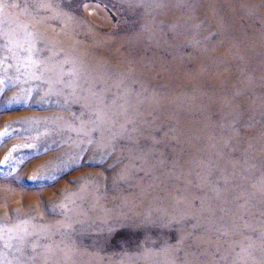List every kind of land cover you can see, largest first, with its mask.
I'll list each match as a JSON object with an SVG mask.
<instances>
[{"label":"rangeland","instance_id":"obj_1","mask_svg":"<svg viewBox=\"0 0 264 264\" xmlns=\"http://www.w3.org/2000/svg\"><path fill=\"white\" fill-rule=\"evenodd\" d=\"M0 7V264H247L245 255H252L257 247L264 250V145L250 168L253 178L239 172L241 180L248 178L246 186L238 179L232 181L235 192L229 199L235 205L216 211L208 202L201 214L195 211L201 207L205 189L189 180L178 162L193 149L181 148L171 121L160 125L162 116L155 110L144 121L149 130L138 125L136 117L135 123L123 124V118L139 106H130L127 115L118 117L123 101L114 103L117 116L109 114L108 118L114 121L115 131H105L111 148L96 147L98 133L77 130L86 121L98 120L97 111L88 108L83 95L77 102H68L71 119L65 123L70 127H26L24 115L36 118L54 112L60 117L63 112L57 107L59 99L45 94L48 82L36 79L52 54H56L54 63L66 61L64 71L69 72L68 60L82 46L91 56L98 53L99 46L89 48L94 44L86 36L89 32L102 37L105 51L118 47L121 28L132 21L118 2L0 0ZM17 17L20 24H30L27 32L13 40L4 30L16 28L11 22ZM121 52L128 55L129 49ZM117 65L123 82L137 90L142 69L133 62ZM30 73H35L33 78ZM124 73L138 75L129 81L123 79ZM106 77L103 73L96 77L93 99L98 101L101 87L107 84L112 91L104 104L109 105L123 91L115 86L120 80L115 72L107 71ZM90 79L88 73L80 77L81 90L86 92L91 86ZM70 80L71 76L65 78V82ZM31 85H39L42 91L22 97L23 88ZM259 112L257 134L264 138V105ZM186 136L181 139L187 140ZM178 172L181 176L175 178ZM215 184L209 182V186ZM218 187L224 189L223 184ZM232 214L231 223L223 222Z\"/></svg>","mask_w":264,"mask_h":264},{"label":"bare ground","instance_id":"obj_2","mask_svg":"<svg viewBox=\"0 0 264 264\" xmlns=\"http://www.w3.org/2000/svg\"><path fill=\"white\" fill-rule=\"evenodd\" d=\"M115 1L123 7L125 15L132 19L121 28L120 32L123 35L120 34V38L117 36L118 47L115 50L105 51V48L100 45L102 37L97 33L89 32L86 36L94 43L89 48L92 51L97 45L100 49L96 56H91L84 52L86 47L82 46L83 50L75 47L78 52L74 55L75 57L69 56V72L64 71L66 61L56 64L53 62L56 54H52L36 79L48 82V88L44 90L45 94L59 99L60 105L57 107L58 109L60 107L63 112L60 117H56L54 112L38 114L36 118H32V115H24L22 120H25L27 128L35 130L53 125L70 127L65 123L71 119L68 102L80 100L79 98L83 95L88 108L94 107L97 111L98 120L97 122L86 121L84 128L76 129L98 133L96 147L111 148L105 131H108V128L114 130V121L108 118L109 114L117 116L116 112L119 109L114 103L123 101L118 117L127 115L126 110L130 106L135 105L136 108L139 106L140 109L131 115L134 120L131 116L125 120L123 118V124L135 123L137 119L138 125L147 129H149L148 124L146 125L144 121L149 116L148 112L155 110L162 116L158 122L160 125L161 122L171 121L174 137L180 140L181 148L184 149L186 146L193 149L188 155L182 154L178 162H180L179 170L187 173L189 180L197 181L201 189H205L203 199L200 197L201 207L199 206L195 212L204 213L203 210L208 202L216 211L217 208L221 210L228 205L232 206L234 203L229 197L232 192H235L234 183H236L232 181L238 179L244 182L243 186H246L245 181H248V178L246 180L243 178L245 181L241 180V174L254 176L250 168L252 163L256 162L259 149L264 145L263 136L257 134V126L260 124L257 125L256 122L259 108L264 105V0ZM2 12L0 7V13ZM11 23L15 24L16 28L4 30V33L13 40L16 35L27 32L30 24H20L18 17L13 18ZM46 39L52 42V39ZM110 41L113 43V40ZM14 43L17 44V42ZM55 45L57 47L59 44L55 43ZM123 47L129 49L128 55L121 52ZM31 60L30 57L28 62ZM131 62L135 63L138 69H142V73L139 72L140 75L137 78V90L131 83L123 82L120 73L117 72V64L128 66ZM35 65L38 66L36 62ZM107 71L110 74L115 72L119 76L118 79L123 82L117 80L115 86L123 93L113 97L114 100L109 105L104 104L112 91L107 84L101 87L98 101L93 99L96 77L102 76L103 73L106 79ZM84 73H88L91 77V86L86 88V92L81 90L79 80ZM135 73H124L123 79L135 80L138 75H134ZM34 74L30 73L29 77L33 78ZM69 76L72 81L65 82V78ZM159 78H161L160 82H158ZM39 89V85L26 86L22 90V97L30 93H38ZM69 89L74 92L68 93ZM147 95L150 96L149 99H145ZM63 101H65L64 104H62ZM38 105L51 108L41 102ZM88 112L91 113L90 110ZM258 119L261 118L258 117ZM33 120L35 123H32ZM71 130L73 131V128ZM91 136L88 135L90 141ZM182 136L187 137L185 140L187 142L181 139ZM159 166H164V163ZM199 171L201 173L198 174ZM173 176L180 177L181 173L178 172ZM167 178L170 179L168 176ZM210 181L215 182V186H209ZM220 184H223V190L218 187ZM249 196L246 195V199L250 198ZM233 218L232 214V217H225L223 222L231 223ZM253 251L252 255L247 254L244 257L247 264H264L263 248L257 247Z\"/></svg>","mask_w":264,"mask_h":264}]
</instances>
